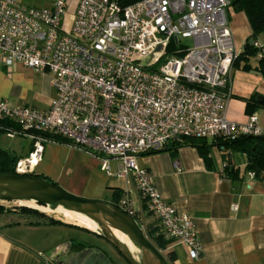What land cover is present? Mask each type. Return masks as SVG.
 I'll return each mask as SVG.
<instances>
[{
	"label": "built area",
	"instance_id": "built-area-1",
	"mask_svg": "<svg viewBox=\"0 0 264 264\" xmlns=\"http://www.w3.org/2000/svg\"><path fill=\"white\" fill-rule=\"evenodd\" d=\"M230 3L78 0L67 21L68 0L50 6L0 0V66L7 72L19 64L48 73L55 93L43 109L0 97V130L32 143L15 172L28 173L39 161L48 141L42 133L106 156L102 170L133 183L144 210L156 220L155 235L183 243L189 257L198 258L202 245L191 217L159 196L138 157L186 138L264 136L255 113L241 123L226 116L239 53L228 22ZM180 39H189L191 47ZM252 45L264 51L257 41ZM107 157L117 160L114 174ZM173 166L180 168L177 162ZM118 207L134 214L130 200Z\"/></svg>",
	"mask_w": 264,
	"mask_h": 264
},
{
	"label": "crops",
	"instance_id": "crops-1",
	"mask_svg": "<svg viewBox=\"0 0 264 264\" xmlns=\"http://www.w3.org/2000/svg\"><path fill=\"white\" fill-rule=\"evenodd\" d=\"M52 1L46 0L45 3L38 5L50 6ZM77 1L68 0L67 21ZM227 14L228 17L232 16L229 26L235 46L240 52L244 43L251 41L247 18L242 11H236L231 15L227 12ZM239 27L244 29L240 34L237 32ZM253 41L264 45V32L258 34ZM253 60L256 62L257 58ZM16 67L15 65L7 72L0 66V97L2 98L9 97L6 89L9 77L6 76H11ZM242 74L244 78L253 79H260L261 76L254 70ZM234 89L235 92L231 87L232 96L226 103L225 112L229 120L241 123L248 116L244 110V100L253 94L257 97L264 96V86L251 84L246 88ZM254 113L258 116L259 122L264 124V109L258 108ZM221 150L223 149L212 147L211 168L205 166L197 149L189 145L181 146L176 151L167 150L138 157V164L152 176L159 196L191 217L202 245L201 255L191 259L183 243L178 241L168 243L165 249L174 254L175 264H264V181L255 176L249 177V171L245 168L247 161L244 153L228 150L230 153L223 157ZM234 154L237 158H230L233 156L235 158ZM226 158L237 170L236 174L228 175L222 171ZM174 162L178 163L179 170L174 168ZM111 178L115 179L112 184L107 185L111 196L109 201L114 197V193L120 191L123 197H120L118 204L124 200H130L133 204L129 194L124 193L130 192L128 185L135 190L133 183L123 179L125 181L123 191L120 179L108 175V179L112 180ZM138 200H140L139 196ZM233 205L236 206V210L232 209ZM133 210L138 219L148 222L149 219L144 221L142 217L149 214L144 210L141 200L139 208L133 207ZM27 216L16 211L0 213V264H56L50 259L49 253L67 245L71 247V242L67 239L55 238L59 235L57 232L55 235L41 231L46 223L43 220L32 222ZM50 226L55 228V225ZM87 248L90 247L83 249Z\"/></svg>",
	"mask_w": 264,
	"mask_h": 264
},
{
	"label": "rangeland",
	"instance_id": "rangeland-1",
	"mask_svg": "<svg viewBox=\"0 0 264 264\" xmlns=\"http://www.w3.org/2000/svg\"><path fill=\"white\" fill-rule=\"evenodd\" d=\"M46 0H23L24 4L40 6L38 4L45 3ZM230 8V9H229ZM227 12L231 15L236 12L232 7H229ZM232 17V16H231ZM228 17L229 25L230 18ZM240 31H244L242 27H239L237 32L240 34ZM238 34V36H239ZM234 39V36H233ZM185 45L191 47V42L189 39H180ZM252 41V39H251ZM238 49V47H237ZM239 51V50H238ZM250 63L253 66L255 64L253 58L250 59ZM19 64H16L14 73L9 77V80L6 85V89L9 92L8 99L13 104H23L28 106H34L39 109L46 108L50 104V99L54 96V89L50 84L51 75L48 73H38L30 68L23 67ZM233 70V68H232ZM238 71V72H237ZM241 71V72H240ZM253 70L243 71L239 69H234L231 71V87L233 92H235V87L246 88L251 84H256L259 86H264V76L260 73V79L257 78H244L242 73L250 72ZM258 117V116H257ZM210 142V140H208ZM32 145L31 141L22 136H13L8 137L4 133H0V148L13 151L17 153L22 158L28 155V150ZM223 152V157L228 155L230 151L227 149L221 150ZM233 154V152H231ZM231 154V156H232ZM241 154V153H240ZM236 155V154H234ZM106 156L100 155L95 152L88 150H82L81 148L74 145H66L61 143H56L52 141H45L42 143V151L40 153V159L35 165L34 169L28 171V173H34L45 177L47 180L54 182L57 187L63 191L72 194L74 196L90 199V200H102L109 201L111 196L108 191L107 185L113 183L112 180L108 179V174L106 171L102 170L103 158ZM233 159L237 158V155L230 157ZM107 164L109 166V172L111 174L116 173L117 171V160L114 158L107 157ZM30 169V168H27ZM115 177V176H111ZM122 190H125V181L120 179ZM130 192L125 191L126 195L133 200V207L139 208L138 196L132 186L128 187ZM123 197V194H121ZM0 205L4 209H14L18 206L17 203L13 202H0ZM3 213V212H2ZM11 213V212H4ZM48 217L60 220L56 215L44 212ZM150 216V217H149ZM142 216L145 220L149 219L148 222H143L138 219L144 235L154 244L155 233H151L150 229H154L156 220L151 215ZM30 221L36 222L37 220L42 221V218L28 215ZM62 221V220H60ZM64 222V221H62ZM71 224V223H69ZM55 225V228H52ZM73 225V224H72ZM78 226V225H77ZM150 226V229H149ZM41 231H47L46 233L55 234L56 232L59 235H56L55 238H63L62 240H69L72 244L83 243L86 247L98 248L102 250L107 258L113 264H128V262L119 254L116 249L109 244L103 238L94 235L91 232L83 230L75 226H66L60 224H48L46 223L42 226ZM53 232V233H52ZM42 234V232H40ZM166 249H161L160 252L165 255Z\"/></svg>",
	"mask_w": 264,
	"mask_h": 264
},
{
	"label": "water",
	"instance_id": "water-1",
	"mask_svg": "<svg viewBox=\"0 0 264 264\" xmlns=\"http://www.w3.org/2000/svg\"><path fill=\"white\" fill-rule=\"evenodd\" d=\"M256 100L262 104L264 96H258ZM0 202H13L18 206L46 212L39 207L24 204L33 202L40 207L52 205L80 214L95 223L98 231L83 228L106 240L128 264H169L164 255L147 239L140 224L131 214L108 201L84 199L69 194L44 177L27 173H0ZM112 228L124 234L133 248L117 238L111 232ZM49 254L56 264H112L98 248L72 251L70 245H67L65 248H56Z\"/></svg>",
	"mask_w": 264,
	"mask_h": 264
},
{
	"label": "trees",
	"instance_id": "trees-1",
	"mask_svg": "<svg viewBox=\"0 0 264 264\" xmlns=\"http://www.w3.org/2000/svg\"><path fill=\"white\" fill-rule=\"evenodd\" d=\"M131 1L132 0H125L126 3H129ZM230 7H232L236 11H242L245 14L251 30L250 39H252V41L258 34L264 32V0H231ZM252 41L248 40L244 43L242 50L238 53V56L233 62L232 68L243 71L254 70L260 73L262 76H264V51L259 53V48L253 46ZM252 58L253 59L257 58L253 66L250 63V59ZM256 99H257V95L253 94L249 98L244 100L245 101L244 110L247 115L254 113L258 108L264 109V103L260 104L257 102ZM1 124L3 126H8V125L13 126L11 123L7 121H1ZM0 133H4L3 130H0ZM41 136L48 141L66 144V145H72L69 141H67L65 138L61 137L60 135L42 133ZM185 145H189L197 149L198 153L202 157L204 164L207 168H211L212 161L210 157V151L212 147L216 146L218 148L244 153L247 161L245 168L248 171L253 172L255 177L262 178V176L264 175V136H260V137L242 136L232 141L224 140L221 138H215L210 140V142H208V140L206 139L186 138L180 144H172L171 147L151 153H158L167 150L176 151L178 148ZM31 150H32V145L30 146L28 151ZM21 158H22L21 156H19L17 153L13 151L0 148V173L17 174L15 172V165L16 162ZM222 171L229 175V174H236L237 170L234 167H232V165L229 162V159L226 158L223 164ZM27 174L36 175L31 172ZM36 176H40V175H36ZM52 183L55 185L54 182ZM120 197H121L120 191H117L116 193H114V197L109 202L118 206V201ZM12 211H16L24 215H32L42 218L43 221L48 224L75 226L83 230H86L88 232H91L83 227H79L77 225H72L54 219L52 217H48L45 213L30 207L17 206L14 209L8 210V209H4L3 206L0 205V213L12 212ZM132 216L138 221V218L135 214H132ZM150 232L154 233L155 231L154 229H152L150 230ZM93 234L98 236L95 233ZM169 242H170L169 239H164L159 235L154 236V245L157 249H165V247L168 245ZM84 247H86V245L83 243L77 242L75 244H72L71 242V250L73 251H79ZM164 257L169 264H175L174 263L175 256L171 251H166Z\"/></svg>",
	"mask_w": 264,
	"mask_h": 264
},
{
	"label": "bare ground",
	"instance_id": "bare-ground-1",
	"mask_svg": "<svg viewBox=\"0 0 264 264\" xmlns=\"http://www.w3.org/2000/svg\"><path fill=\"white\" fill-rule=\"evenodd\" d=\"M37 162L36 163H35V161L33 162V164H32L33 169H34L35 165L37 164ZM24 204L29 205V206H33V207H39L40 209H43L46 212L52 213V214L56 215L60 220L64 221L65 223L76 224L78 226H82V227H86V228L91 229V230L98 231V227L95 223H93L88 218H86L80 214L73 213V212L68 211V210L59 209V208H56L52 205L40 207V206L35 205L33 202H24ZM111 232L117 238L122 239L131 248H133L132 243L129 241V239L124 234L118 232L114 228L111 229Z\"/></svg>",
	"mask_w": 264,
	"mask_h": 264
},
{
	"label": "flooded vegetation",
	"instance_id": "flooded-vegetation-1",
	"mask_svg": "<svg viewBox=\"0 0 264 264\" xmlns=\"http://www.w3.org/2000/svg\"><path fill=\"white\" fill-rule=\"evenodd\" d=\"M73 251V250H72Z\"/></svg>",
	"mask_w": 264,
	"mask_h": 264
}]
</instances>
